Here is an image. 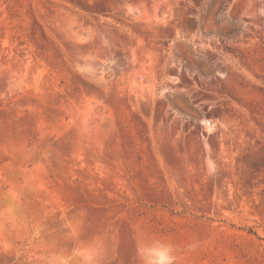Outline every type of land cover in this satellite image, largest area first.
I'll list each match as a JSON object with an SVG mask.
<instances>
[{
	"label": "rangeland",
	"instance_id": "rangeland-1",
	"mask_svg": "<svg viewBox=\"0 0 264 264\" xmlns=\"http://www.w3.org/2000/svg\"><path fill=\"white\" fill-rule=\"evenodd\" d=\"M0 264H264V0H0Z\"/></svg>",
	"mask_w": 264,
	"mask_h": 264
}]
</instances>
